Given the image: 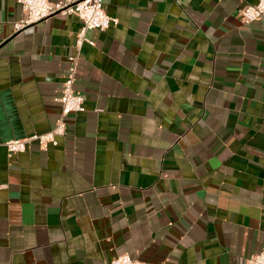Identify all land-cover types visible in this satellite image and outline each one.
Wrapping results in <instances>:
<instances>
[{
  "label": "crops",
  "instance_id": "crops-1",
  "mask_svg": "<svg viewBox=\"0 0 264 264\" xmlns=\"http://www.w3.org/2000/svg\"><path fill=\"white\" fill-rule=\"evenodd\" d=\"M55 1V0H51ZM89 29H16L0 0V264H242L264 242V18L257 0H102ZM84 110L50 131L69 56Z\"/></svg>",
  "mask_w": 264,
  "mask_h": 264
},
{
  "label": "built area",
  "instance_id": "built-area-1",
  "mask_svg": "<svg viewBox=\"0 0 264 264\" xmlns=\"http://www.w3.org/2000/svg\"><path fill=\"white\" fill-rule=\"evenodd\" d=\"M21 5L23 17L15 24L19 29L27 25L44 20L55 14L75 15L81 21V28L75 36V46L78 50L85 40V32L89 29L104 30L110 24H116L117 19L107 14L102 0H17ZM241 21L245 24L264 18V0H257L239 10ZM69 66L61 84V94L56 98L60 104V114L55 126L48 132L32 134L24 138L7 140L4 144L9 155L26 150L27 146L36 141L39 146L56 145V137L66 132L65 118L71 113L84 110L82 95L74 90L73 82L78 65V54L69 56ZM264 78V70H263ZM264 242V232L262 236ZM107 264H143L139 259L127 253L120 254ZM242 264H264V244L260 250L244 258Z\"/></svg>",
  "mask_w": 264,
  "mask_h": 264
}]
</instances>
